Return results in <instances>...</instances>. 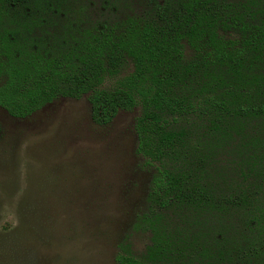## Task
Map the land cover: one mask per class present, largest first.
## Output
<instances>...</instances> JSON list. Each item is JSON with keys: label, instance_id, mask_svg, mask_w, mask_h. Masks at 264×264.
<instances>
[{"label": "trees", "instance_id": "16d2710c", "mask_svg": "<svg viewBox=\"0 0 264 264\" xmlns=\"http://www.w3.org/2000/svg\"><path fill=\"white\" fill-rule=\"evenodd\" d=\"M86 96L153 170L116 264H264V0H0V109Z\"/></svg>", "mask_w": 264, "mask_h": 264}, {"label": "rangeland", "instance_id": "374dc122", "mask_svg": "<svg viewBox=\"0 0 264 264\" xmlns=\"http://www.w3.org/2000/svg\"><path fill=\"white\" fill-rule=\"evenodd\" d=\"M140 113L100 127L87 96L24 120L0 109V264H116L128 236L145 250L149 235L133 228L153 174L136 153Z\"/></svg>", "mask_w": 264, "mask_h": 264}]
</instances>
